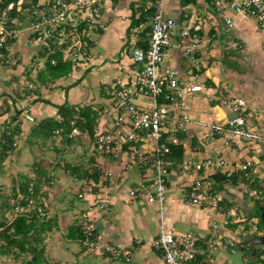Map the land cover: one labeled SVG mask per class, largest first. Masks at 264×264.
Here are the masks:
<instances>
[{
  "label": "crops",
  "instance_id": "crops-1",
  "mask_svg": "<svg viewBox=\"0 0 264 264\" xmlns=\"http://www.w3.org/2000/svg\"><path fill=\"white\" fill-rule=\"evenodd\" d=\"M32 1L29 2L32 3ZM21 2L19 0V3ZM48 2L49 0H38L32 7L34 18L40 14ZM213 2L214 0H163V14L174 18L177 22L173 38L178 41L183 40L184 44L190 43L193 34H197L200 39L194 57L186 54L182 47L171 45L166 48L165 63L176 66L182 77L192 79L193 82H200L205 87L203 92L187 94L183 106L175 105L177 108L180 107L179 109L170 107L174 115L172 121L175 122L174 124L171 122V125L177 128L178 133L183 134L181 138L178 135L177 137L183 145L184 154L179 161L175 158L177 162L169 169L164 212L161 211L158 201L148 200L145 197L131 198L129 193L152 173L150 163L140 167L131 161L126 153L117 156L106 155L97 152L93 143L86 148L78 145V148L84 147L83 169L79 167L82 169L80 177L79 169L76 172L66 169L68 162L73 165L68 160L69 157L55 161L57 165L51 167H57L66 172V178L71 182L70 186L76 187L73 179H85L88 186L82 182L77 192L62 189L60 194L56 193L57 197L51 205L45 201L48 207L46 208L47 217L57 220L58 223L57 228L51 231V235L45 238V259L49 263L165 264L160 251L153 245L163 226L177 233L195 232L204 239L202 241L204 247L208 243L206 238L211 235L210 214L219 211L225 213V219L231 215L229 219L232 223L227 226L229 236L223 242L215 241V248L209 250L204 248L199 254L197 264H243V261H247L244 252L248 247L250 230L247 232L242 230V237L235 238L231 229L240 223H253L251 230L256 229L259 219L255 217V209L246 203L245 196L251 198L254 207L257 196L251 195V191H261L260 197L264 196V189L261 186L263 181L237 172L235 174L244 177L249 183L244 181L238 185L226 184L221 191L216 190L215 184L214 189L222 194V203L220 202L216 209H205L189 202L195 175L182 171L179 166L188 156L201 159L206 156L219 157L228 154L226 158L229 161L234 157L233 153H228L230 150L223 145L222 140L213 139L204 142V128L199 125L202 122L224 119L229 115L223 107L220 94L224 92L228 94V97H242L252 107L264 109V80L257 82L258 92L252 89L254 84L251 85L247 83L248 81L243 82L240 78L246 74L250 75V72L245 70L235 72L229 69L238 67L233 59L241 58V64H243L245 59L250 57L255 64H258L256 66L259 72L254 74L264 75V30L257 22L255 23V19L252 21L251 17L236 14L231 10L228 11V15L234 16V24L228 27L222 14L215 9ZM153 6L156 12V0H102L101 15L91 33L92 37L88 40L91 45L85 59L77 62L68 76L55 81L41 72L45 67L44 58L38 56L42 48L33 44L29 37V29L32 25L30 19L33 16L27 15L21 19L8 16L9 23L19 28L20 35L7 46L5 54H0V188L6 189L4 184L11 183V187L5 194L7 201L4 203L0 201V206L12 208L9 205H12L14 194L18 195L21 188L17 187V184L21 186L25 177H28L21 171L20 164L25 146L48 143V139H44L34 129L39 122L48 117H59L57 108L53 104L59 105L64 102L91 104L100 112L99 124L106 123L107 126L112 127L113 117L116 115L112 108L115 94L122 86L135 80L140 69V65L134 63L130 57L129 50L135 45L140 31L146 24L131 27L132 20L138 19L141 13L147 12ZM19 9H21L20 6ZM9 11L10 9H6L7 15ZM150 20L151 18L148 24ZM185 29L190 30V36L186 38L180 36V32ZM237 50L243 53L240 57ZM7 60L11 63H7ZM219 63L227 65L225 82L231 84V86L226 85L228 89L224 87L222 68ZM209 80L213 82V86L207 84ZM21 85L24 87L22 91H18ZM54 87L58 91L54 90ZM253 93L257 95L253 97ZM37 98L48 100L52 104L35 101ZM136 102L149 105L150 99L139 98ZM15 115L16 118L13 119ZM15 126L19 128V131L12 140L14 149L9 151L2 160L3 147L7 143L6 138ZM171 134L169 133V136ZM66 147L65 149L54 146V149L58 153H64L70 149L69 144ZM145 147L149 149L150 145ZM9 169L10 172L5 174V171ZM96 170L99 171L98 180H95V177H85L87 171L90 173ZM47 177H49L48 181L53 180L52 176ZM42 179L44 181L45 176ZM54 179L57 180V177ZM247 185L251 187L248 193H246ZM239 186L242 189L237 190ZM43 192L41 189L40 196L46 200L47 193L41 195ZM78 192L83 196H77ZM100 204H104L105 208L100 209ZM237 206H242L243 213L239 214L236 211ZM86 211H90L88 224L94 227L98 236V247L95 249L82 244L77 238L78 232L74 227L77 223L85 225L86 219L83 214ZM4 214L7 215V212L3 211ZM263 226L260 230L264 229ZM230 239H233V245L227 242ZM103 243H110L129 251L130 257H110L102 252ZM11 252V250L0 249V254L9 255Z\"/></svg>",
  "mask_w": 264,
  "mask_h": 264
},
{
  "label": "built area",
  "instance_id": "built-area-1",
  "mask_svg": "<svg viewBox=\"0 0 264 264\" xmlns=\"http://www.w3.org/2000/svg\"><path fill=\"white\" fill-rule=\"evenodd\" d=\"M101 1L50 0L30 26L29 37L33 44L41 48L51 44L55 48H63L62 45H66V56L74 62L83 61L88 49L87 40L92 37L91 33L101 15ZM213 4L224 17L228 27L234 24V16L228 15L231 10L255 19L264 30V0H214ZM156 8L157 11L150 20L148 46L144 48L133 45L129 50L133 62L140 65L138 76L117 90L112 107L116 112L113 126L99 124L94 130L93 145L97 152L114 156L126 153L125 146L129 145L131 161L140 167L150 163L152 173L129 193L131 198L145 197L158 201L161 211L164 212L169 169L177 162L172 156L170 144H182L177 137V128L171 125L174 115L170 106L175 102L183 106L187 94L203 92L205 87L200 82L182 77L176 66L165 63L166 48L171 45L182 47L186 54L194 57L200 39L197 34L192 35L189 44L174 39L176 20L163 14V0H156ZM8 19L6 10H0V48L5 47L10 39H17L20 35L19 28L13 27ZM86 36L87 40H83ZM180 36L189 37L190 30H182ZM7 63L11 61L7 60ZM139 98L150 99L149 105L137 103ZM159 98L163 101L160 102ZM222 102L229 115L224 119L202 122L199 125L204 128V142L222 140L223 145L230 150L228 153H233L234 157L229 161L226 156H206L201 159L188 156L179 165L182 171L195 175L189 202L205 209H216L222 201V194L214 189L213 174L216 172H240L246 177L254 178L257 177L256 173H264L261 167L264 157V109L252 107L246 99L237 96ZM184 119L187 120L186 117ZM81 133L79 128L74 127L71 135ZM169 133L172 134L169 136ZM146 145H150V148L147 149ZM241 149L245 153V159L238 158V151ZM261 186L264 189V181ZM251 192V195L264 198L260 197L261 191ZM33 205L35 206V202L31 199L27 205L16 204L14 209L17 214L27 213L36 207ZM99 208L103 209L105 205L100 204ZM37 210L40 215H45L43 208L38 207ZM89 213L90 211H86L83 214L86 219L84 233L85 245L92 249L98 247V240L93 239L96 231L88 224ZM230 217L231 215H228L223 223H212V232L209 238H206L208 243L204 247V239L195 232L177 233L164 226L153 245L160 251L165 264H197L195 259L204 248H215V241L223 242L229 236L227 226L232 223ZM227 242L233 245V239ZM101 250L112 258L130 257L129 251L110 243H103Z\"/></svg>",
  "mask_w": 264,
  "mask_h": 264
},
{
  "label": "trees",
  "instance_id": "trees-1",
  "mask_svg": "<svg viewBox=\"0 0 264 264\" xmlns=\"http://www.w3.org/2000/svg\"><path fill=\"white\" fill-rule=\"evenodd\" d=\"M52 1V0H51ZM212 1V0H211ZM38 0H33L32 3L27 1H22L19 5V0H0V10H6L10 7V11L8 13L9 18L11 17H19L20 19L30 15L32 18L30 19L31 23H34L37 18H34V14H32V7L37 4ZM18 5L21 6V9L18 8ZM31 7V8H30ZM155 13V7H151L147 12L141 13L138 19L132 20L131 27L140 26L141 24H146L144 28L139 33V38L136 41V46H141L146 48L149 42V33L151 30L149 19ZM37 34V33H36ZM87 36L83 37V40H87ZM15 39H10L8 44L5 47L0 48V54L6 53V48L8 45H11ZM89 40V39H88ZM87 40V42H88ZM91 45L90 41L88 42V48ZM62 47L55 48L52 44L49 47H44L39 51V57L44 58L45 67L41 71L46 74L49 79L55 81L59 78H64L68 76L69 73L72 72L77 62H74L71 58L66 56L65 49L66 45H62ZM89 51V49H87ZM209 86H213V82L211 80L207 83ZM35 101H44L46 103L52 104V102L48 100H44L41 98L35 99ZM159 101L162 102V98H159ZM57 108V114L59 117H48L47 119L39 122L36 125V130L39 132L44 139L55 136V134H59L65 139V143H74V137L76 135H71L72 129L77 127L81 130L82 135H88L91 139H94V130L99 125L100 112L96 110L91 104H70L68 102H64L62 104L56 105L53 104ZM16 118L13 117V119ZM73 122V124H72ZM19 131L18 127H14L12 133L8 135L6 138V142L3 147V154L1 156L2 160L7 156V153L14 149L13 145V137L16 132ZM81 135V136H82ZM178 137L181 138V133L177 132ZM9 143V145H8ZM173 157L178 161L183 158L184 148L182 144L175 145L170 144ZM125 152L128 157L131 153V148L129 145L125 146ZM71 169L73 172L79 169L78 165H71V163L66 164V169ZM38 176L35 178L25 177L20 191L14 194V201L11 206L14 208L16 204L27 205L29 201L32 199L35 203L41 204L45 210V215L41 216L37 210L38 206L35 207L32 211L27 213H21L15 215L12 220L8 221L7 217H3L0 219V240L3 241V245L1 249H5L6 251H12L15 256H20L22 253H29L31 255V259L27 261V264H52L45 261V234L55 230L58 226L57 220L47 217L45 208V204L41 201L40 192L43 186V176H45L46 181L49 180V177L46 176V169L38 166ZM97 175H99V171H92L85 174L87 178H94L98 180ZM216 190L221 191L225 188L226 184L238 185L241 182L246 181L249 183L247 179L241 177L239 174L229 173V172H221L218 171L213 174ZM244 194V193H243ZM245 196V194H244ZM255 205H264L262 203V199L255 197ZM222 203V202H221ZM8 206V205H7ZM255 217L259 219L258 228H262L264 225V220L261 219V210L256 211ZM235 226V225H234ZM233 226V227H234ZM78 232L77 238H79L82 244L85 245V233H84V225L76 224L74 226ZM96 231V230H95ZM97 232L93 239L97 240ZM2 251V250H1ZM200 255L195 259V262L199 260ZM264 262V260H262ZM252 264V263H249Z\"/></svg>",
  "mask_w": 264,
  "mask_h": 264
},
{
  "label": "rangeland",
  "instance_id": "rangeland-1",
  "mask_svg": "<svg viewBox=\"0 0 264 264\" xmlns=\"http://www.w3.org/2000/svg\"><path fill=\"white\" fill-rule=\"evenodd\" d=\"M20 1L29 2L31 0H20ZM20 4L21 3H19V5ZM19 5H18V8H19ZM8 9H10V7H8ZM252 21H253V18H252ZM254 21H255V23L257 22L256 20H254ZM236 52L239 55V57H240V55L243 54L242 52H240V50H237ZM190 60L193 61V59L191 57H190ZM233 61H236L238 67H236V69L235 68L234 69L233 68H229V69L234 70L235 72H240L241 70H245L246 72H250V75L246 74L245 76H241L240 78H241V80L243 82H247L248 81L247 83H250L251 85L254 84L252 86V89L258 91V89H257L258 86H256L257 82L259 80H262V79L264 80V78H262L264 75L259 74L260 76H257L256 74H254L256 72H259V69L257 67L258 64H255L254 60L251 59L250 57L248 59H245V62L243 64H241L242 63L241 62V58L233 59ZM219 64H220V66L222 68L223 84L225 85L224 87L226 89H228L227 87L229 85L231 86V84L230 83L226 84L227 81L225 82V79H226L225 78V74H227L226 72L228 70L227 65H225L223 63H219ZM194 81H196V79H194ZM226 85H228V86H226ZM27 86H29V85H27ZM23 87H24V85H21L20 87H18V91H20V90L22 91ZM53 89L58 91V89L56 87H54ZM228 91L230 92V90H228ZM252 95L254 97L257 94L253 93ZM220 96L222 97L221 100H224V101H227V100H229L231 98V96L228 97V94H226V93L224 94V92H223V94H220ZM144 99H146V98H144ZM175 105L179 106V104L177 102H175L172 105V106H174L173 107L174 109L176 107ZM172 106H170V107H172ZM179 108L180 107H178L177 109H179ZM171 122L173 123V121H171ZM202 134H203V130H202ZM81 135H82V133L80 135H76V137H74V141H75L74 143H68L69 146H70V149H68V152L65 151L64 153H58L54 149V146H56V147H58V146L59 147H64L65 149L67 148L66 147L67 144L64 141L65 139H63L62 136L59 135V134H55V136H53V137L46 138V139H48V143H43V144L39 143V144H32V145L25 146L24 154L21 157V162H20L21 171L24 174H26L29 178L33 179L34 177L36 178L38 176L39 172H38V168L37 167L41 166L42 168L46 169V175L47 176L48 175L52 176L51 178L53 179L51 181H46V180H44L45 182L43 181L44 183H43L42 189H43L44 192L41 195L47 193L46 200H43L41 198V201L44 204L46 203L45 201H48V203L51 205V203H53L54 199H56V197H57L56 193L60 194L62 189L71 190V191H76L77 192L78 189H79V185L82 182H84L85 186H88V184L86 185L87 180H85V179L74 180L73 177H72V179H73L74 183L76 184V187L70 186L71 182H69L67 180L66 172L61 171V169L57 168V167L56 168H51V167H54V166L57 165L55 163V161L61 160L64 157L65 158L69 157L68 160H70L73 165L74 164L75 165H79V167H81L83 169V156H84V147L83 146H85V148H86L89 144L93 143L94 139H91L87 134L85 136L84 135L81 136ZM78 145L79 146L83 145V146L78 148ZM229 156L231 157V155H229ZM238 158L239 159H245V153H244V151L242 149L240 151H238ZM37 163H39V164H37ZM261 167L264 169V157L262 158V161H261ZM82 169H79V171H78V173H80V174H78L79 177L81 176ZM9 172H10V169H9V171L8 170L5 171V174H8ZM53 176L57 177V180L54 179ZM256 176L261 181H264V173H256ZM21 183H22V181L20 180V184ZM4 185L7 187L6 189L0 188V201H2L3 203L5 201H7L5 194L7 193V190L11 187V183L8 184V185L7 184H4ZM1 186L3 187V184ZM17 187L20 188L21 186H19V184H17ZM247 188L248 189L246 190V193H248L250 191V188H251L250 185H247ZM49 189L52 190V193H51V190H49ZM238 189H242L241 186L237 187V190ZM77 194H78L77 196H80V195L83 196V194H81L80 192H78ZM250 199L251 198L245 196L246 203L251 205V208L254 209V207L252 206L253 202ZM12 202L13 201H11V203ZM262 203H264V199L262 200ZM40 205L41 204L35 203L36 207L38 206L39 208L42 209L43 207L40 206ZM234 206L235 205L233 204V207ZM45 208H48V207L46 206ZM3 211H5V213L7 212V215H5V214L3 215ZM42 211L45 212L44 208H43ZM236 211L239 214H241V213H243L244 210L242 209V206H237L236 207ZM15 215H18V214H17V212L15 211L14 208H3V206H0V219L3 218L4 216L7 217L8 219H11ZM255 215H257V214L255 213ZM41 216H43V215H41ZM210 218H211V221H210L211 226H212V223H213L212 221H214V220L217 221L218 223H223V220L225 219V213L224 212H220V211L219 212H215L213 214H210ZM252 227H253V223H244V224L240 223V224H237L234 227H232L231 231L235 235V238H238V236L242 237V230H243V232H245V231L247 232V231L251 230ZM210 231L212 232V228H211ZM50 233L51 232L46 233L45 234V238H46L47 235H51ZM2 245H3V243L0 240V249H1ZM44 245H45V241H44ZM92 249H95V248H92ZM29 259H31V255L29 253H22V255H20V256H15L12 252L9 255L0 254V264H27V261ZM242 263L243 264H249V263H246L245 261H243ZM252 264H264V262H260V261L256 262L255 261Z\"/></svg>",
  "mask_w": 264,
  "mask_h": 264
},
{
  "label": "flooded vegetation",
  "instance_id": "flooded-vegetation-1",
  "mask_svg": "<svg viewBox=\"0 0 264 264\" xmlns=\"http://www.w3.org/2000/svg\"><path fill=\"white\" fill-rule=\"evenodd\" d=\"M262 206L264 207V205ZM254 209L255 211L260 210L259 205H255ZM250 234L248 247H246V251L244 252L247 257L246 263L262 262L264 260V229L260 230L257 226L256 229L250 230Z\"/></svg>",
  "mask_w": 264,
  "mask_h": 264
},
{
  "label": "water",
  "instance_id": "water-1",
  "mask_svg": "<svg viewBox=\"0 0 264 264\" xmlns=\"http://www.w3.org/2000/svg\"><path fill=\"white\" fill-rule=\"evenodd\" d=\"M260 210H263L262 213H261V219L264 220V207L261 205L259 206Z\"/></svg>",
  "mask_w": 264,
  "mask_h": 264
}]
</instances>
